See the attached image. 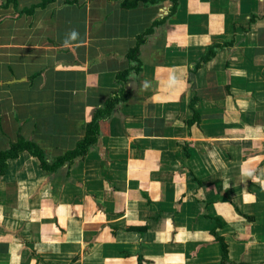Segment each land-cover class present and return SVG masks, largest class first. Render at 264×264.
Returning a JSON list of instances; mask_svg holds the SVG:
<instances>
[{"label": "crops", "instance_id": "obj_1", "mask_svg": "<svg viewBox=\"0 0 264 264\" xmlns=\"http://www.w3.org/2000/svg\"><path fill=\"white\" fill-rule=\"evenodd\" d=\"M123 1L0 0V151L52 163L119 101L82 159L8 162L0 264H264V0Z\"/></svg>", "mask_w": 264, "mask_h": 264}, {"label": "trees", "instance_id": "obj_2", "mask_svg": "<svg viewBox=\"0 0 264 264\" xmlns=\"http://www.w3.org/2000/svg\"><path fill=\"white\" fill-rule=\"evenodd\" d=\"M54 1L55 0H42L41 4H39L38 6L33 5L31 8L23 9L22 11H20V14L31 15L34 13L36 8L45 7ZM75 1L76 0H72V1L67 0V3L73 4V3H75ZM139 1H142L145 3H149V2L154 3L155 2V0H124L122 2V6L126 7V8H135V7H137V5H138L137 3ZM173 2H174L175 6H174V8H172V13L175 12V8L178 4V0H173ZM165 19L163 21H155L150 29H147V31H145V33L141 34L138 37L136 46L133 49H131L129 52V58L130 59H132V60L136 59V56L138 55L139 47L141 46V44H143L146 41V38L148 35L152 34L154 27L162 24L165 21ZM223 48H225V45H223L221 43H215L213 46H211L208 49L206 55L203 56L202 62H208L209 60L213 59L218 54V52L220 50H222ZM201 65L202 64H200L199 67H201ZM139 68H140V66H139ZM137 72H139V69H137ZM118 79H119V82L120 81H124V82L126 81L123 79V76L120 74H119ZM118 103H119L118 100L114 101L113 103L107 105L106 111L99 112L95 116V119L93 120V122L87 126L86 139L83 142L79 143L77 148L74 151L68 152L63 157H58L52 163L47 162L45 153L42 149L39 148V146H37L33 142L26 141L21 136H18V138L15 142L10 143L8 150L0 151V176H3L5 174L7 167H8V162L16 160L22 154H25V153L32 156L33 158H36L40 162L42 170L47 172V173L56 172L66 162L73 163L74 161L82 159L84 156L87 155L89 148L92 147L96 143V136L99 135V128H98L97 121L100 118L104 119V118L110 117L112 111L114 110L115 105ZM219 238H221V237H219ZM221 241L223 242L224 240L221 239ZM223 249H224L223 261L225 263L227 261L226 255H227L228 250H227V246L224 244V242H223Z\"/></svg>", "mask_w": 264, "mask_h": 264}, {"label": "clouds", "instance_id": "obj_3", "mask_svg": "<svg viewBox=\"0 0 264 264\" xmlns=\"http://www.w3.org/2000/svg\"><path fill=\"white\" fill-rule=\"evenodd\" d=\"M76 35V33H73V36H75Z\"/></svg>", "mask_w": 264, "mask_h": 264}]
</instances>
